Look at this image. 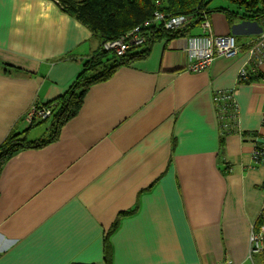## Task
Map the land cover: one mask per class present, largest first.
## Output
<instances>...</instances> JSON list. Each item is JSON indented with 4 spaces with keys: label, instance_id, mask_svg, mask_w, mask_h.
I'll return each instance as SVG.
<instances>
[{
    "label": "crops",
    "instance_id": "obj_1",
    "mask_svg": "<svg viewBox=\"0 0 264 264\" xmlns=\"http://www.w3.org/2000/svg\"><path fill=\"white\" fill-rule=\"evenodd\" d=\"M208 21L214 34L235 36L236 56L192 73L189 42L201 31L159 41L145 60L90 87L57 141L3 165L0 264H106L104 235L118 216L111 264H255L264 79L239 83L238 74L259 25L221 12ZM97 48L51 0H0V144L27 130L32 107L63 95ZM259 75L264 62L250 77ZM217 93L232 97L216 102ZM217 108L236 125L222 146ZM37 126L28 138L44 137L48 128Z\"/></svg>",
    "mask_w": 264,
    "mask_h": 264
},
{
    "label": "trees",
    "instance_id": "obj_2",
    "mask_svg": "<svg viewBox=\"0 0 264 264\" xmlns=\"http://www.w3.org/2000/svg\"><path fill=\"white\" fill-rule=\"evenodd\" d=\"M59 9L86 27L98 42V48L84 61L81 72L67 89L56 99L38 106L40 109H51V116L46 120L34 121L22 132L12 131L0 144V172L3 165L18 152L28 149H41L58 140L62 127L74 118L80 108L88 89L96 84L107 81L119 68L145 60L155 43L164 40L169 42L187 37L199 24L208 19L213 12L224 13L231 22L237 17L247 21H258L264 16V0H227L233 6L218 7L209 10L207 0H51ZM159 2V5H157ZM160 13L163 18L186 16L189 18L185 26L176 29H165L162 23H152L154 13ZM149 22L148 25H144ZM135 27H140L144 42L126 51L122 56L104 50V44L126 35ZM264 76L250 77L249 81ZM248 81V82H249ZM217 113L222 115L217 108ZM226 120L227 115H222ZM49 120L46 135L42 138L29 140L26 132L32 127ZM223 125V123H221ZM224 127V125H223ZM228 129L220 138V146L226 134L236 132V125L228 122ZM264 141L256 140L254 150L261 149L256 161L264 165ZM262 147V148H261ZM127 212H123L125 215ZM118 216L104 235V261L111 264V247L108 243L109 235L118 225ZM259 221L255 224L257 225ZM254 224V225H255ZM264 264V254L254 256Z\"/></svg>",
    "mask_w": 264,
    "mask_h": 264
},
{
    "label": "built area",
    "instance_id": "obj_3",
    "mask_svg": "<svg viewBox=\"0 0 264 264\" xmlns=\"http://www.w3.org/2000/svg\"><path fill=\"white\" fill-rule=\"evenodd\" d=\"M189 21L186 16H177L170 18H163V15L156 12L152 23H162L165 29H176L185 26ZM259 33L256 40L248 47L246 52V64L240 69L238 74V82L245 83L249 80V77L253 71L257 70L258 66L264 62V16L258 21ZM149 22H145L144 25H148ZM198 28L201 31V35L197 43L189 42V64L188 71L192 73H198L206 70L213 59L216 56H222L226 58L234 57L238 54L239 48L236 43L234 35H216L212 32L211 25L208 19L203 20ZM144 42V37L141 34L140 27H135L126 35L120 38L106 42L104 44V50L113 52L116 56H122L126 51L131 48L138 47ZM198 44V45H197ZM250 68H245L246 66ZM252 71V72H251ZM231 95L227 96L225 93H217L214 100L216 102L229 100ZM225 111L221 108L220 112ZM223 115V113H222ZM222 115L218 119L223 123L224 128L228 129V120L224 119ZM51 116V109H40L35 107L32 111L28 112L25 117V121L29 125L33 121L46 120ZM35 119V120H34ZM262 148V147H261ZM264 148V146H263ZM261 153V149L254 150L253 157H256ZM264 189V185H263ZM257 225H253L251 228L249 238V253L250 259L253 260L254 256L264 254V204L259 213ZM220 264H234L231 260L227 259Z\"/></svg>",
    "mask_w": 264,
    "mask_h": 264
},
{
    "label": "rangeland",
    "instance_id": "obj_4",
    "mask_svg": "<svg viewBox=\"0 0 264 264\" xmlns=\"http://www.w3.org/2000/svg\"><path fill=\"white\" fill-rule=\"evenodd\" d=\"M207 1H209V6H208V8H209V10H214V9H216V8H218V7H224V8H230V10L233 8V7H231V6H233V5H231L230 3H229V1H227V0H207ZM157 5H159V2H157ZM192 31H194V32H196V31H200L199 30V28L198 27H195ZM36 107V106H35ZM35 107H32L28 112H30V111H32L33 109H35ZM35 120V119H34ZM34 124V121L33 122H31L30 124ZM49 120L48 121H46V122H44L43 124H44V126H43V124L40 126V127H45V128H48V125H49ZM29 124V125H30ZM36 127H38V126H35L34 128H36ZM33 128V129H34ZM40 129L41 128H37V131H40ZM44 134H42V136H43ZM46 135V134H45ZM44 135V136H45ZM33 136H36V132H33L31 135H29V140H32V139H30L31 137L32 138H35V137H33ZM257 256V255H256ZM254 262H255V264H261V260L258 258V257H255V259H254Z\"/></svg>",
    "mask_w": 264,
    "mask_h": 264
}]
</instances>
